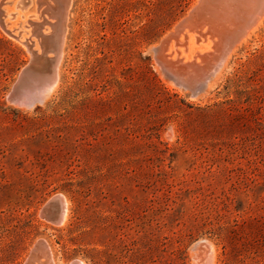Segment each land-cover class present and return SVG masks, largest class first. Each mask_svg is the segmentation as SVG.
Segmentation results:
<instances>
[{
	"label": "rangeland",
	"instance_id": "374dc122",
	"mask_svg": "<svg viewBox=\"0 0 264 264\" xmlns=\"http://www.w3.org/2000/svg\"><path fill=\"white\" fill-rule=\"evenodd\" d=\"M17 1L8 29L40 46L44 0ZM197 1L71 0L58 85L32 108L8 98L31 56L0 24V264L40 239L57 264H195L199 241L264 264V23L193 96L153 48ZM56 194L60 225L40 215Z\"/></svg>",
	"mask_w": 264,
	"mask_h": 264
},
{
	"label": "bare ground",
	"instance_id": "6f19581e",
	"mask_svg": "<svg viewBox=\"0 0 264 264\" xmlns=\"http://www.w3.org/2000/svg\"><path fill=\"white\" fill-rule=\"evenodd\" d=\"M261 1L262 0H208L207 3L205 2L202 10L203 13L195 19L196 21L194 24L178 31L176 36L170 38L164 45L162 55L167 62L170 61L169 65L171 69H173V80L181 85V87L183 86V88H185L184 90H189L193 96L201 95L203 91L207 89L210 90L209 88H212L216 81L219 80V76L226 66L230 55L238 46L247 41L251 34L264 23V8L259 11ZM20 3H22L20 5L22 8L27 6L24 0L17 1L15 6L18 7ZM23 3L25 4L23 5ZM197 3L198 1L195 4ZM38 4L39 8L45 4L46 7L44 11H49L48 17L47 19L45 18L44 22L50 25L51 31L49 32L46 29L40 32V34L44 36L45 42L51 47L48 51V55L51 53L49 57L54 55L53 52L56 47L60 45L59 63L54 76L52 78L49 77V68H41L45 71V74H43L44 76L36 75V79L29 84L31 91H33V94H31H35L36 97L43 96L46 101L56 89L59 81L58 70L63 54V45L67 32L66 22L71 0H44V3L39 1ZM254 15H256V18L250 22ZM29 22L34 25L33 29L36 30L41 29L43 25L42 23L40 25L37 24L35 20L32 21L33 23H31V21ZM10 30L14 31L15 36H19L16 40H20L21 43H23L25 39H31L30 36H22L20 31L15 33L13 27ZM236 32H238L237 39L230 43L226 53L221 56V52H223L229 44L230 37ZM52 40L54 43H52ZM30 41H33V39ZM207 41L210 44L206 45V49L202 48L201 44L207 43ZM182 45L186 46L184 49L181 48L183 55H181V52L177 49L178 46ZM189 48L192 49L191 54L186 53ZM34 50L37 54H40L41 46L38 45ZM41 67H44V65ZM165 74L164 72V75ZM179 76L182 77L183 83L178 81ZM199 83H201L200 87L198 86ZM25 104L26 103L23 102L22 107H34H28ZM64 198L65 209L61 224L65 223L68 212V201L66 197ZM40 251V258L43 259L37 258V264H57L53 260L50 250L47 252L41 247ZM196 253L195 264H215L217 258L216 251L211 243L199 241L196 247ZM76 264H84V262L78 260Z\"/></svg>",
	"mask_w": 264,
	"mask_h": 264
},
{
	"label": "water",
	"instance_id": "95a60500",
	"mask_svg": "<svg viewBox=\"0 0 264 264\" xmlns=\"http://www.w3.org/2000/svg\"><path fill=\"white\" fill-rule=\"evenodd\" d=\"M22 1V0H21ZM208 0H198V3L195 4L189 12L182 17L173 27L172 31H170L168 34H166L161 41L159 42L158 45L154 46L153 48V54H154V59L157 64H160L162 67L161 69L167 73L169 76L174 78L173 76V69H171L169 62L164 59L162 55V50L164 48V45L167 41H169L170 38H174L176 36V33L178 31H181L187 27H190L194 24L196 21L195 19L203 13V6L205 2L207 3ZM12 2V0H1L0 1V24L4 31L7 33L12 38L17 39L19 36L14 35V31L8 29V24L6 22L7 18V12H6V7ZM25 3H23L24 5ZM264 8V0L261 1V6L259 8V11ZM256 18V15H254L251 18L252 22ZM37 33V37L39 39V44L41 46V53L37 54L36 51L34 50V43L33 41H30L29 39H25L23 41V45H25L28 53L30 54V60L28 64L25 66V68L21 71V73L18 76V79L16 80L10 94H9V100L18 105L21 106L23 102H25L28 107L31 106H36L39 104H42L45 102V98L42 97H36L35 94H33V91H31L29 84L34 81L35 76H44L45 74L44 70L41 68H49V77H53L58 63H59V53H60V45L56 47L55 51L53 52L54 55L49 57L48 51L51 49V47L45 42V38L43 35L38 32V30L33 29V34ZM238 37V32L234 33L230 37L229 44L227 48L221 52V56H223L228 47L230 46V43L233 42L235 39ZM52 39V38H51ZM52 43L54 41L52 40ZM44 65V67H41ZM47 74V73H46ZM180 75V74H179ZM183 76V75H182ZM182 77L179 76V82L183 83ZM202 83V82H201ZM201 83H199V87L201 86ZM32 93V94H31ZM64 196L63 194H56L52 196L41 208L40 210V215L47 221L51 222L52 224L60 225L63 221V215H64V209H65V204H64ZM43 248L45 251H49V246L47 242L43 239L38 240L35 245L33 246L30 256L28 257V260L26 264H37L36 259L41 257V251L40 248ZM78 260H73L70 264H76Z\"/></svg>",
	"mask_w": 264,
	"mask_h": 264
}]
</instances>
